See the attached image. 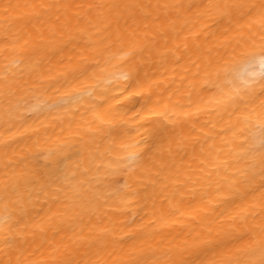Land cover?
Returning <instances> with one entry per match:
<instances>
[{
  "label": "bare ground",
  "instance_id": "1",
  "mask_svg": "<svg viewBox=\"0 0 264 264\" xmlns=\"http://www.w3.org/2000/svg\"><path fill=\"white\" fill-rule=\"evenodd\" d=\"M0 264H264V0H0Z\"/></svg>",
  "mask_w": 264,
  "mask_h": 264
}]
</instances>
